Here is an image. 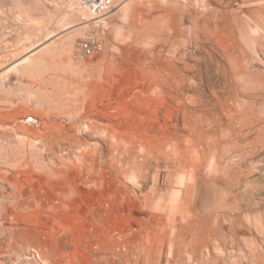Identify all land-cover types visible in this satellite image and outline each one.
I'll use <instances>...</instances> for the list:
<instances>
[{
	"label": "rangeland",
	"instance_id": "374dc122",
	"mask_svg": "<svg viewBox=\"0 0 264 264\" xmlns=\"http://www.w3.org/2000/svg\"><path fill=\"white\" fill-rule=\"evenodd\" d=\"M116 5L0 0V264H264V0Z\"/></svg>",
	"mask_w": 264,
	"mask_h": 264
},
{
	"label": "bare ground",
	"instance_id": "6f19581e",
	"mask_svg": "<svg viewBox=\"0 0 264 264\" xmlns=\"http://www.w3.org/2000/svg\"><path fill=\"white\" fill-rule=\"evenodd\" d=\"M116 3H117V0H111V3H110V6H109V8H111V9H114V8H116V7H118L117 5H116ZM80 6H81V4H80ZM81 8V10H82V14H84V15H86V17H87V22H89V21H92V20H96V18L95 17H93V15H95V14H93L92 12H90L88 9H86V8H83L82 6L80 7ZM108 13V11L106 12V13H103V14H101V15H95V16H103V15H106ZM86 26V25H85ZM88 26V25H87ZM68 29V28H67ZM69 30V29H68ZM53 35V34H52ZM51 34H50V36H52ZM56 35V34H55ZM49 36V35H48ZM68 37H65L64 39H63V41H60L59 42V45H57V47L59 46L60 47V50L62 51V52H64V53H69L70 52V46H71V42L69 43V39H71L72 37L71 36H69V35H67ZM56 37V36H55ZM226 37V36H225ZM45 40V39H44ZM51 42H53V41H51ZM41 43V42H40ZM39 45H41V44H37V45H35V47H32V48H30V50H31V52H30V54L28 55V56H24L23 58H21V59H19L18 60V62L17 63H15L14 65H13V69H17V68H19V67H25V68H27V67H32V66H34L35 65V63H36V61H34L35 59L36 60H38L37 58H35L34 57V54H35V52H36V49H38V47H39ZM46 46V45H45ZM44 46V47H45ZM51 46V45H50ZM42 47V46H41ZM43 47V48H44ZM49 47V46H48ZM47 47V48H48ZM55 48H56V46H55ZM101 48H102V45H101ZM38 50H40V49H38ZM59 50V51H60ZM101 50V49H100ZM51 51H52V49H51ZM50 51V52H51ZM57 51V50H56ZM42 52H44V51H42ZM47 52V51H46ZM46 52H44V53H46ZM52 52H54V51H52ZM51 52V53H52ZM79 52H80V48H79ZM41 54V53H40ZM50 54V53H49ZM49 54H47V55H49ZM52 54H54V53H52ZM81 54V53H80ZM95 54V53H94ZM94 54H92V55H94ZM55 55V54H54ZM92 55H90V56H92ZM56 56V55H55ZM81 57H83V55L81 54ZM87 57H89V56H87ZM52 58V57H51ZM41 59H43V58H41ZM52 60V59H51ZM41 62V61H40ZM37 64V63H36ZM41 64V63H40ZM28 118V117H27ZM26 119V116H25V118L23 119V120H25ZM34 119V118H33ZM31 121H33L32 120V118H31ZM45 124V123H44ZM47 127V126H46ZM16 148V147H15ZM25 160V159H24ZM14 163V162H13ZM14 164H16V163H14ZM24 165V164H23ZM14 173V172H13ZM15 182V181H14ZM19 192V191H18ZM21 192V191H20Z\"/></svg>",
	"mask_w": 264,
	"mask_h": 264
},
{
	"label": "built area",
	"instance_id": "2783aa9c",
	"mask_svg": "<svg viewBox=\"0 0 264 264\" xmlns=\"http://www.w3.org/2000/svg\"><path fill=\"white\" fill-rule=\"evenodd\" d=\"M111 0H80V4L83 8L88 9L95 15H101L106 13L110 8ZM101 42L94 37H91L85 41L80 42V53L83 57L90 56L101 49Z\"/></svg>",
	"mask_w": 264,
	"mask_h": 264
}]
</instances>
